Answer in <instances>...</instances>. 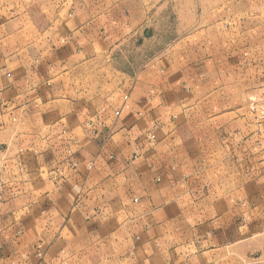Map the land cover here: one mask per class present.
<instances>
[{
  "label": "crops",
  "instance_id": "obj_1",
  "mask_svg": "<svg viewBox=\"0 0 264 264\" xmlns=\"http://www.w3.org/2000/svg\"><path fill=\"white\" fill-rule=\"evenodd\" d=\"M256 9L0 0V264H264Z\"/></svg>",
  "mask_w": 264,
  "mask_h": 264
},
{
  "label": "rangeland",
  "instance_id": "obj_2",
  "mask_svg": "<svg viewBox=\"0 0 264 264\" xmlns=\"http://www.w3.org/2000/svg\"><path fill=\"white\" fill-rule=\"evenodd\" d=\"M255 2V6L256 11L252 12H245V20L249 21V23H256V22H260L261 24V28L260 29H254L253 31H251L250 33L246 34V38L250 39V41H252V39H254L255 41H257V43H255L254 48H257V50H260V56L261 59L255 60V61H251L250 63H252V65L250 67L258 69L260 68L262 71L264 70V0H254ZM264 89V88H262ZM262 93H264V91H261ZM262 99L264 100V94H262Z\"/></svg>",
  "mask_w": 264,
  "mask_h": 264
}]
</instances>
